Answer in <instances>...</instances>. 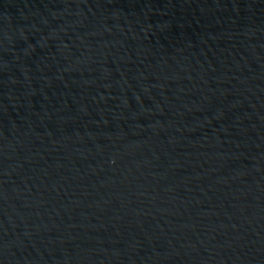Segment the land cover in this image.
<instances>
[{
	"label": "water",
	"instance_id": "95a60500",
	"mask_svg": "<svg viewBox=\"0 0 264 264\" xmlns=\"http://www.w3.org/2000/svg\"><path fill=\"white\" fill-rule=\"evenodd\" d=\"M0 264H264V0H0Z\"/></svg>",
	"mask_w": 264,
	"mask_h": 264
}]
</instances>
